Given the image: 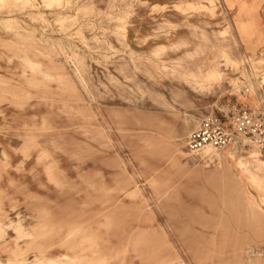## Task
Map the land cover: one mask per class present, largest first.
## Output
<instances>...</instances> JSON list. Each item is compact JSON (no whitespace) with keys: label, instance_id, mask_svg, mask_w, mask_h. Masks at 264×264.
<instances>
[{"label":"rangeland","instance_id":"rangeland-1","mask_svg":"<svg viewBox=\"0 0 264 264\" xmlns=\"http://www.w3.org/2000/svg\"><path fill=\"white\" fill-rule=\"evenodd\" d=\"M259 30L264 0H0V264H264V154L187 149L264 103Z\"/></svg>","mask_w":264,"mask_h":264},{"label":"built area","instance_id":"built-area-1","mask_svg":"<svg viewBox=\"0 0 264 264\" xmlns=\"http://www.w3.org/2000/svg\"><path fill=\"white\" fill-rule=\"evenodd\" d=\"M211 148H240L264 154V103L253 108L227 102L205 115L187 141L191 153Z\"/></svg>","mask_w":264,"mask_h":264},{"label":"crops","instance_id":"crops-1","mask_svg":"<svg viewBox=\"0 0 264 264\" xmlns=\"http://www.w3.org/2000/svg\"><path fill=\"white\" fill-rule=\"evenodd\" d=\"M260 32H264L263 30H259ZM264 91L258 90V94L255 96H250L247 94H241V96H236L235 100L238 103L244 104V105H252L256 104V102L263 97Z\"/></svg>","mask_w":264,"mask_h":264},{"label":"bare ground","instance_id":"bare-ground-1","mask_svg":"<svg viewBox=\"0 0 264 264\" xmlns=\"http://www.w3.org/2000/svg\"><path fill=\"white\" fill-rule=\"evenodd\" d=\"M240 162V161H239ZM263 165H264V162H263ZM63 259L66 261H64V262H62L61 260H57V259H55V258H52V257H50V258H48V263L47 264H76V263H73L67 256H65V257H63Z\"/></svg>","mask_w":264,"mask_h":264}]
</instances>
